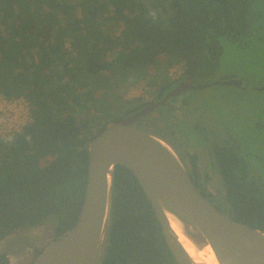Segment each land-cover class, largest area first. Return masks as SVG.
Masks as SVG:
<instances>
[{
  "label": "trees",
  "instance_id": "trees-1",
  "mask_svg": "<svg viewBox=\"0 0 264 264\" xmlns=\"http://www.w3.org/2000/svg\"><path fill=\"white\" fill-rule=\"evenodd\" d=\"M227 58L253 66L264 83V0H0V96L24 98L31 117L0 139V241L49 223L55 242L73 227L90 141L147 104L137 100L118 117L109 105L113 91L151 78L160 93L178 63L193 79L208 80ZM235 144L212 149L225 197L217 209L264 231V182ZM0 264H12L7 254ZM102 264H177L136 178L120 165Z\"/></svg>",
  "mask_w": 264,
  "mask_h": 264
},
{
  "label": "water",
  "instance_id": "water-1",
  "mask_svg": "<svg viewBox=\"0 0 264 264\" xmlns=\"http://www.w3.org/2000/svg\"><path fill=\"white\" fill-rule=\"evenodd\" d=\"M240 87V80L189 88ZM109 123L89 143L87 182L78 218L59 240L43 248L29 264H102L107 238L111 180L117 165L136 178L160 224L177 264H196L180 243L170 221L197 249L208 246L217 264H264V231L236 222L218 211L192 184L175 148L162 137L136 127L142 117L178 95ZM257 90H264L257 88Z\"/></svg>",
  "mask_w": 264,
  "mask_h": 264
},
{
  "label": "rangeland",
  "instance_id": "rangeland-1",
  "mask_svg": "<svg viewBox=\"0 0 264 264\" xmlns=\"http://www.w3.org/2000/svg\"><path fill=\"white\" fill-rule=\"evenodd\" d=\"M226 73L228 72L222 70V72L217 71L216 75L221 76V74L223 75ZM154 88L155 87L151 86V78H146L129 85L124 89L119 88L118 90L113 91V96L110 98L109 102L110 108L112 109L111 111L118 117H122L124 111L127 108L134 106L137 100H139L140 103L150 102L154 96ZM216 91L217 90H206L204 92L189 93L184 96L185 100H188L187 102H189L188 105H186L185 108L178 105V108H181L183 113L189 116L188 118H190L195 125L199 124L201 127H210V129L215 130L213 133L214 135L218 134L221 137V135L227 134L228 136H231L229 132H231L235 127H239L243 137L248 129L246 117L243 113L244 110H248L246 104L241 103L240 105L242 107L228 106V102H223L220 97L215 96ZM221 93H225L227 96L230 94V91L228 89L222 90ZM258 97L259 96L256 98ZM250 102L251 101L247 104ZM205 107L207 109H205ZM210 107H218V111L209 112ZM27 110L28 109H26L21 100H6L0 96V139L9 136L10 133L19 130L20 127L29 123V119L31 117ZM162 110L163 109H161V111ZM247 114L252 116V112ZM217 115L220 116V119ZM149 119H151V117ZM150 121L152 123L161 124V121L157 117ZM170 124L175 126V132L185 133V138L177 135V138L175 137L172 139L174 146L179 151L185 150L189 143V135L186 133L190 132L177 119L175 122L173 118H167L165 124L161 126ZM9 129H11V132H9ZM199 142L200 141H198L194 135L193 142L190 143V145L197 149L198 155L203 156V148H198L200 146ZM203 159L206 160V157ZM201 169L203 170L202 167ZM203 174H205V177H200L199 181L202 188L207 192L216 208L217 206H223V204H225V197L221 179L217 176V174L211 172L210 170H203ZM252 174H255L259 177L261 182H264V176L261 174L259 169L255 168ZM46 240L49 241L46 245L47 247L53 240L51 224L45 223L38 227H27L14 231L1 240L0 254H7L12 264H28L34 258L35 253L44 248L43 242Z\"/></svg>",
  "mask_w": 264,
  "mask_h": 264
},
{
  "label": "flooded vegetation",
  "instance_id": "flooded-vegetation-1",
  "mask_svg": "<svg viewBox=\"0 0 264 264\" xmlns=\"http://www.w3.org/2000/svg\"><path fill=\"white\" fill-rule=\"evenodd\" d=\"M223 62L224 63H222L221 67H219L217 71L222 72V70H225L228 73L223 75L221 74V76L216 75L215 77L210 78L208 80H199V81L195 80L191 77L190 73L187 74L186 72L179 80L173 82L164 79L163 82L168 84L160 93H158V91L156 92V90H158V87L156 86L154 89L155 92L158 94L153 92L154 96L152 100L147 104L162 101L168 95V93H171L173 90L177 88H183V89L186 88V89L185 90L180 89L179 94L169 97L165 101L164 106H158L153 112H150L145 117H142L139 120V122L136 123V127L150 131L152 133L154 132V134L162 137L172 146H174L172 139L175 138L177 135H180L181 137L185 138L184 136L185 133L182 132L179 133L177 131L175 132V126H173V124L166 126H161V125L165 124L167 118H173L175 122L177 119L181 124H183L187 128V130L190 132V133H186L189 135V140H188L189 143L187 148L183 151H179L175 146L174 148L179 154L180 159L182 160L187 173L193 174V176L198 178L197 181L195 180L193 181L190 178L194 186H198V184L200 183L199 182L200 177L203 176L205 177V174H203V170H210L211 172L217 174V176L220 178L212 152V149L219 141L220 142L227 141L228 143H232L235 140L236 141L235 145L237 146L239 145L241 153L247 155V157L250 158L249 161L252 162L251 171L253 172L254 169L257 168L261 171V174L264 176V137L261 135V132H259V130L256 128L258 126H261L262 121L259 122V120L264 118V104H263L264 95H258V93H264V90H260V91L257 90V88H262L264 86V83H261L260 76L256 75L257 73L253 72L254 67L251 65L248 66V63L241 61L240 58H236V59L227 58L224 59ZM250 71H252L254 75L246 76ZM232 80H240L241 81L240 87L218 85V86H211L203 90H194L189 88V82L191 86H196L197 84H210L216 81L225 82ZM227 89L230 91L229 95L226 96L225 93L223 94L221 93L222 90H227ZM206 90H217L215 96L220 97L223 100V102H228V106L242 107L240 105L241 103L246 104L248 110H244L243 113L246 117V124L248 126V129L246 130V134H244L243 137L239 127H235L231 132H229L231 136H228L227 134L221 135V137L218 134L214 135L213 133L215 130L210 129V127L208 128L201 127V125L199 124L195 125L191 121V119L188 118L189 116L184 114L181 108H178V105H180L183 108H185L186 105H188L189 103L187 102L188 100H185L184 98L185 95L195 92H204ZM257 96L259 97L256 98ZM249 101L251 102L247 104ZM161 109L163 110L161 111ZM205 109L207 108L205 107ZM216 110L218 111V107L209 108V112L210 111L216 112ZM248 111L252 112V116H249L247 114L249 113ZM150 117L151 119H149ZM155 117H157L161 121V124L152 123L150 121ZM218 118L220 119V116H218ZM194 135L196 139L200 141L199 142L200 146L198 148H203V156L198 155L197 149H195V147L190 145V143L193 142ZM194 156H195L194 158L195 169H193L192 167L193 164L190 161V158ZM205 157L206 160L203 159ZM201 167L203 168V170L201 169ZM192 170L194 171V173L192 172Z\"/></svg>",
  "mask_w": 264,
  "mask_h": 264
},
{
  "label": "bare ground",
  "instance_id": "bare-ground-1",
  "mask_svg": "<svg viewBox=\"0 0 264 264\" xmlns=\"http://www.w3.org/2000/svg\"><path fill=\"white\" fill-rule=\"evenodd\" d=\"M183 75H184V73H183ZM169 80H171L170 82H173V81H176V80H179V79H175V80L169 79ZM170 223H171V226H172L173 230L176 232L180 243L184 246V249L186 250V252L190 255V257L194 260V262L196 264H217L213 254H212V252H211V250H210V248L208 246H205L202 249H197L193 244H191L180 233V231L176 228V224H174L172 221H170Z\"/></svg>",
  "mask_w": 264,
  "mask_h": 264
},
{
  "label": "built area",
  "instance_id": "built-area-1",
  "mask_svg": "<svg viewBox=\"0 0 264 264\" xmlns=\"http://www.w3.org/2000/svg\"><path fill=\"white\" fill-rule=\"evenodd\" d=\"M183 73L185 74V66L183 65V63H178V64L174 65L173 67H171L167 70L166 77L168 79H172V80L180 79L182 77ZM18 100L22 101V103L25 105L26 109H28L27 111L29 112V106H28L27 101L22 97L18 98ZM29 115H30V112H29ZM30 122H31V118L29 119V123ZM26 125L27 124H25L24 126H26ZM24 126L20 127L19 130H16L15 132L10 133V135L20 132ZM9 132H11V129H9Z\"/></svg>",
  "mask_w": 264,
  "mask_h": 264
},
{
  "label": "crops",
  "instance_id": "crops-1",
  "mask_svg": "<svg viewBox=\"0 0 264 264\" xmlns=\"http://www.w3.org/2000/svg\"><path fill=\"white\" fill-rule=\"evenodd\" d=\"M48 242H49V241H47V240L43 242V246H44V248L46 247V245L48 244ZM7 257H8V256H7ZM8 259H9V257H8ZM9 261H10V263H12L10 259H9ZM28 264H29V263H28Z\"/></svg>",
  "mask_w": 264,
  "mask_h": 264
}]
</instances>
